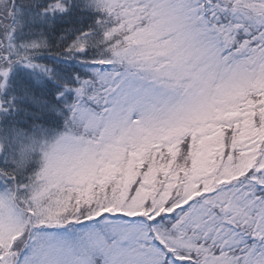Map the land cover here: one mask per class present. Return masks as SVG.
I'll list each match as a JSON object with an SVG mask.
<instances>
[{"label": "snow or ice", "instance_id": "obj_1", "mask_svg": "<svg viewBox=\"0 0 264 264\" xmlns=\"http://www.w3.org/2000/svg\"><path fill=\"white\" fill-rule=\"evenodd\" d=\"M102 3L33 11L68 42L51 66L24 63L40 75L22 82L20 127L51 136L45 163L17 169L25 134L0 132V264H264V0H138L125 37ZM13 70L2 116L18 111ZM106 166L121 171L101 182Z\"/></svg>", "mask_w": 264, "mask_h": 264}, {"label": "trees", "instance_id": "obj_2", "mask_svg": "<svg viewBox=\"0 0 264 264\" xmlns=\"http://www.w3.org/2000/svg\"><path fill=\"white\" fill-rule=\"evenodd\" d=\"M87 2V0H86ZM40 0H0V58L6 55V51L12 43H30L42 39L41 32L47 37L50 48L34 50L31 48V53L23 60L14 61L12 66L17 68L12 71L9 77L8 93L4 99L10 100L15 96V104L6 103V107H14L18 111L11 113L7 116L0 115V132L8 128H17L25 136L19 138L13 147L9 148L11 155L9 161L16 166L17 169L23 171L25 169L39 166L41 162V152L44 148L46 140H50L51 136L41 132L39 129H33L31 126L28 128H21L23 111L26 102L22 99V82L29 79V77L39 76L38 71H31L24 67L27 60H31L34 64H48L51 66L55 62V58L60 56L63 58V43L65 40L60 41V36L65 35L61 31L59 22L56 23L54 28H49V20H45L43 24H33L32 16L36 5ZM100 15L111 17V23L114 25L113 31L117 36L121 37L124 34V29L118 27L122 19L118 20L116 15L111 11L104 2L93 9ZM79 18L78 26L87 30L88 26L93 23L96 14L92 12L77 13ZM71 39V37H68ZM1 66V61H0ZM3 91L1 92V94ZM0 144V151L3 150L4 145ZM134 175V174H133Z\"/></svg>", "mask_w": 264, "mask_h": 264}, {"label": "rangeland", "instance_id": "obj_3", "mask_svg": "<svg viewBox=\"0 0 264 264\" xmlns=\"http://www.w3.org/2000/svg\"><path fill=\"white\" fill-rule=\"evenodd\" d=\"M8 1V0H5ZM104 4H106L111 11L116 15L117 19H122V22L118 25V27L124 29V34L121 37H125L126 34L132 33L133 29H136L137 32L141 31L140 24H141V11L138 10L135 5L137 4L138 0H103ZM126 5V6H125ZM31 53V44L30 43H11L6 51V55L1 56V66L0 72H4L15 64L14 61L23 60ZM17 66L13 67L15 70ZM13 70V71H14ZM0 83H4V79L0 77ZM3 90L0 89V94ZM118 159V157H117ZM44 156L43 150L41 152V162L40 165L44 164ZM39 165V166H40ZM132 162H129L128 170L124 174L122 179V183L127 185L128 182L133 179V173L131 171ZM121 169L113 167V166H106L103 169V181L106 182L110 180L117 172H120ZM90 192V186L88 189L82 193V195H87Z\"/></svg>", "mask_w": 264, "mask_h": 264}]
</instances>
